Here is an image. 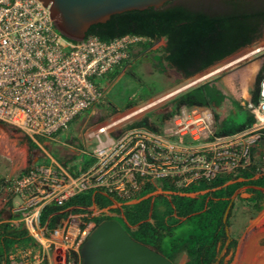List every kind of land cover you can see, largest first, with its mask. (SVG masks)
<instances>
[{
    "label": "built area",
    "instance_id": "obj_1",
    "mask_svg": "<svg viewBox=\"0 0 264 264\" xmlns=\"http://www.w3.org/2000/svg\"><path fill=\"white\" fill-rule=\"evenodd\" d=\"M145 40L124 35L108 42L93 36L71 41L56 30L40 1L0 0V124L32 141L53 139L101 99L92 79L126 60L129 48ZM256 117L251 127L230 134L216 133L214 113L205 107H182L158 131L134 127L111 135L109 127H99L88 134L92 148L78 154L79 162H92L75 175L45 153L46 162L7 180V191L18 199L11 224L25 229L35 243L8 252L7 263L81 264L80 247L96 227L94 218L112 212L92 204L69 209L52 229L40 222L45 206H62L79 194L131 201L147 185L163 181L185 189L256 163V174H264V80Z\"/></svg>",
    "mask_w": 264,
    "mask_h": 264
},
{
    "label": "trees",
    "instance_id": "obj_2",
    "mask_svg": "<svg viewBox=\"0 0 264 264\" xmlns=\"http://www.w3.org/2000/svg\"><path fill=\"white\" fill-rule=\"evenodd\" d=\"M248 17L234 13L208 16L172 5V2L165 3L159 9L148 8L112 15L105 23L90 26L86 37L93 36L108 42L124 35H137L146 40L130 47L126 60L92 81L100 88L98 79L116 78L131 58L134 48L143 53L160 40H164L162 55L154 56V59L165 62L184 79H190L254 40L248 35L251 30ZM261 83L250 92L251 108H243L235 101H229L234 109L244 114V118L237 123L234 112L229 114L222 121L216 122L217 134L241 131L257 122L256 109ZM225 100L226 97L214 82L207 81L180 92L171 99L170 112L158 115L156 119L162 123L182 107H205L214 112ZM214 116L218 120V116ZM134 127L155 131L160 129L149 123L148 117L127 125L126 129ZM27 141L35 146L31 139L27 138ZM91 162L88 158L80 162L76 158L71 166L63 164L75 175L86 169ZM259 165L253 164L236 174L218 175L210 181H198L185 189H174L164 181L157 187L147 185L131 201L85 192L62 206H45L40 214V222L43 225L47 223V227L52 229L65 218L69 209L82 211L94 204L98 209L108 208L115 214L94 218L96 225L104 220L117 221V217V222L134 241L160 253L172 264H177L180 258H183L182 264H229L230 260L224 262L222 258L218 259L227 239L225 228H231L235 214H240L242 218H252L261 212L264 205V192L260 190L264 188V174H256ZM4 184V179H1L0 186ZM241 188L249 196L238 194L223 222L231 196ZM114 202L119 204L118 207H112ZM34 244L21 226L9 222L0 223V264H8L5 258L8 252L33 247ZM236 244L237 239L230 232L226 253L233 252Z\"/></svg>",
    "mask_w": 264,
    "mask_h": 264
},
{
    "label": "rangeland",
    "instance_id": "obj_3",
    "mask_svg": "<svg viewBox=\"0 0 264 264\" xmlns=\"http://www.w3.org/2000/svg\"><path fill=\"white\" fill-rule=\"evenodd\" d=\"M163 46L164 42L160 40L143 53L134 48L131 58L116 78L98 79L101 99L77 115L53 139L37 137L36 142L33 141L35 146H32L23 132L1 124L0 177L16 178L28 167L46 162L43 158L45 153L58 162L71 166L76 158L79 159L80 151L92 148L93 142L88 139V134L99 127H109V133L116 135L125 130L127 125L148 117L149 123L154 127L162 128L169 119L160 123L156 117L170 112L171 99L180 92L207 81L214 82L226 97L225 102L213 112L218 116L215 122L222 121L233 112L236 115L235 122L243 120L244 114L234 109L229 101H235L243 108H248L251 104V90L264 80V37L252 47L226 57L190 79H184L165 62L154 59V56L162 55ZM243 56L246 57L224 68L229 62ZM216 70L219 71L195 82L201 75ZM190 84L192 85L187 87ZM7 193L0 195V204L6 203L12 196ZM239 194L242 197L249 196L244 188ZM11 199L15 198L12 196ZM115 219L119 221L117 217ZM230 232L237 239L236 248L228 253L226 249L220 259L224 262L230 260L229 264H264V205L261 212L252 218H242L240 214H235L228 235ZM221 252L222 249L218 258ZM182 262L183 258H180L177 264ZM48 264L58 263L51 261Z\"/></svg>",
    "mask_w": 264,
    "mask_h": 264
},
{
    "label": "water",
    "instance_id": "obj_4",
    "mask_svg": "<svg viewBox=\"0 0 264 264\" xmlns=\"http://www.w3.org/2000/svg\"><path fill=\"white\" fill-rule=\"evenodd\" d=\"M38 1H40L43 6L48 7L50 19H52V23L56 30L63 37L77 42L83 40L86 37V33L90 26L105 23L112 15L133 10L142 11L148 8L159 9L165 3L171 2L173 0ZM198 79L195 82H197ZM192 84L188 85L187 87H190ZM241 189L236 190L231 196L230 203L228 204L223 215V222L226 219L232 201L236 198ZM260 190L264 192V188ZM225 232L227 239L218 259H220L229 244L227 228H225ZM80 263L172 264L160 253L134 241L122 228V226L114 220L101 221L92 230L80 247Z\"/></svg>",
    "mask_w": 264,
    "mask_h": 264
},
{
    "label": "flooded vegetation",
    "instance_id": "obj_5",
    "mask_svg": "<svg viewBox=\"0 0 264 264\" xmlns=\"http://www.w3.org/2000/svg\"><path fill=\"white\" fill-rule=\"evenodd\" d=\"M171 2L172 5L181 6L191 12H201L208 16L233 13L249 15L248 22L251 30L248 35L254 40L236 52L252 47L264 37V0H173ZM162 41L164 42V40ZM258 51L259 49L256 52Z\"/></svg>",
    "mask_w": 264,
    "mask_h": 264
},
{
    "label": "crops",
    "instance_id": "obj_6",
    "mask_svg": "<svg viewBox=\"0 0 264 264\" xmlns=\"http://www.w3.org/2000/svg\"><path fill=\"white\" fill-rule=\"evenodd\" d=\"M1 125V124H0ZM55 137V136H54ZM34 142H36V141H34ZM0 154H1V152H0ZM37 164V163H36ZM1 179H4V182H5V184L1 187L0 186V195L2 194V193H6V192H8L7 191V184H6V181L8 180V178H3V177H0V180ZM8 193H10V192H8ZM7 193V194H8ZM12 194L10 193V196H11ZM13 196V195H12ZM11 196V197H12ZM11 197H10V199H8L7 200V202L6 203H2V204H0V223H2V222H9V223H11V221H13L14 220V218H15V215L13 214V208L16 206V204L18 203V199L16 198V197H14L15 199H11ZM113 215H115L114 213H113Z\"/></svg>",
    "mask_w": 264,
    "mask_h": 264
},
{
    "label": "bare ground",
    "instance_id": "obj_7",
    "mask_svg": "<svg viewBox=\"0 0 264 264\" xmlns=\"http://www.w3.org/2000/svg\"><path fill=\"white\" fill-rule=\"evenodd\" d=\"M245 57H246V56H243V57H241V58L236 59L235 61L229 62L226 66H224V68L227 67V66H230V65H232V64H234V63H236V62H238V61H240L241 59H243V58H245ZM218 71H219V70H216V71H214V72H212V73L204 74V75H202L201 77H199L198 81L203 80V79L209 77L210 75H212V74H214V73H216V72H218Z\"/></svg>",
    "mask_w": 264,
    "mask_h": 264
}]
</instances>
